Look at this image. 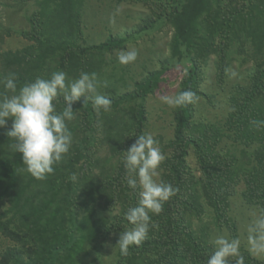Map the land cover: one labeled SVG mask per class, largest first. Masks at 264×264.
<instances>
[{
    "label": "trees",
    "instance_id": "obj_1",
    "mask_svg": "<svg viewBox=\"0 0 264 264\" xmlns=\"http://www.w3.org/2000/svg\"><path fill=\"white\" fill-rule=\"evenodd\" d=\"M34 1L37 8L27 16L32 28L19 32L33 43L1 55L0 79L15 74L18 88L61 70L75 78L95 72L100 83L126 80L137 70L118 61L126 42L163 25H171L173 36L160 68L144 64V75L131 78L134 90L108 96L111 111L97 113L84 97L72 105L71 149L47 179L24 170L6 135L11 120L0 128V239L9 241L0 247V264H81L105 230L130 228L125 212L136 206L138 191L127 185L124 151L147 133L148 92L181 61L186 73L175 96L191 90L196 102L172 108L174 134L160 166L162 182L176 192L160 214L150 213L155 227L147 239L127 255L118 250L114 264H206L211 233L195 228L194 218L211 213L214 229L236 238L232 197L240 185L243 203L264 211V128L250 123L264 120V0H129L151 10L144 23L100 43L85 38L84 0ZM4 4L0 0V10ZM130 101L139 103L124 118L119 113ZM54 103L57 111L65 107L62 98ZM241 254L244 264H264L247 250Z\"/></svg>",
    "mask_w": 264,
    "mask_h": 264
},
{
    "label": "clouds",
    "instance_id": "obj_2",
    "mask_svg": "<svg viewBox=\"0 0 264 264\" xmlns=\"http://www.w3.org/2000/svg\"><path fill=\"white\" fill-rule=\"evenodd\" d=\"M137 51L121 50L120 64L127 65L137 58ZM0 85L9 94H0V128L11 120L7 137L12 138L15 152L22 155L24 170L37 180H45L54 172V165L69 153L73 137L68 128L74 111L72 105L81 97L91 101L97 113L111 111L112 101L98 91L100 81L95 72H81L78 78L67 79L64 71L53 72L49 78L37 77L18 88L15 74L0 79ZM62 98L65 107L57 111L55 100ZM170 107H185L196 102L191 90L179 92L175 97L162 96ZM256 129L264 128V120L250 122ZM165 155L151 133L139 135L135 143L124 151L122 158L127 174V185L138 191L136 206L129 207L125 218L130 224L123 231L116 245L127 255L131 246L141 245L148 237L151 215H158L163 205L176 190L171 184L157 182L160 166ZM212 252L206 264H244L241 242L238 238L219 235L211 240ZM247 251L253 255H264V211L252 219L247 236Z\"/></svg>",
    "mask_w": 264,
    "mask_h": 264
},
{
    "label": "rangeland",
    "instance_id": "obj_3",
    "mask_svg": "<svg viewBox=\"0 0 264 264\" xmlns=\"http://www.w3.org/2000/svg\"><path fill=\"white\" fill-rule=\"evenodd\" d=\"M3 3L8 2L1 6L0 10V67L3 64L2 53L4 51L12 50L16 51L22 49L27 45L33 43L32 40L22 35V30L32 28L31 24L27 21L28 14H31L36 8L37 3L34 0L22 1V0H2ZM83 14L85 19H89L85 24V38H88L89 43H100L104 41L110 33L113 34H126L133 31L143 24V19L151 12L149 7L144 2H136L124 0L118 3L117 0H84ZM139 35V34H136ZM173 36V29L171 25H163L150 33L139 35L134 40L126 42V50L135 49L138 53L134 62L129 63L132 67H136L137 70L131 74V78L139 80L144 71L141 66L146 64L151 68H160V59H165L169 53V43ZM120 53V51H119ZM99 58V56H98ZM187 61H181L179 63H172L170 70L164 75L161 81L154 86V89L148 92L145 107L147 108V122L145 131L151 133L154 139L158 141V146L166 156L169 153L167 147L168 141L173 137L174 126L172 125L173 112L172 108L163 102L162 96L175 97L177 89L184 74L186 73L185 66ZM252 63L247 64L249 67ZM191 65L188 64L187 67ZM126 66V65H125ZM203 70L207 73H211V66L205 65ZM241 72V70H240ZM67 79H75V76L65 71ZM125 78V77H124ZM130 74L125 79H115V83L110 84V80L107 83H100L98 91L105 96L116 97V94L125 93L129 90H134V81L131 80ZM110 79V78H108ZM9 94V93H4ZM139 101H130L123 105L125 110L124 118L131 117V113L137 108ZM104 156L105 153H100ZM191 162H194L191 161ZM162 168L159 170V175L155 178L157 182H162ZM196 173L199 172L196 170ZM243 185L238 186V192L240 193ZM237 193L232 197L233 205L231 214L238 223V233L236 238L241 242L240 251L247 250V236L249 225L255 215L260 213V210L256 207L249 206L243 203L241 195ZM79 202V200H76ZM101 207H99L100 210ZM213 210V209H212ZM109 212V211H107ZM112 214H115L113 211ZM106 215V214H105ZM195 228H206L211 233V240L219 235L226 236L227 238H235L226 229L215 228V222L212 218V214L208 213L203 217V220L199 221L197 218L193 219ZM98 239L99 245L96 248L90 249L89 253L81 264H114L117 260L119 246L116 245L119 239L120 233H108L107 230ZM9 241L6 239H0V247L6 246ZM256 257L263 259L264 255H255Z\"/></svg>",
    "mask_w": 264,
    "mask_h": 264
}]
</instances>
